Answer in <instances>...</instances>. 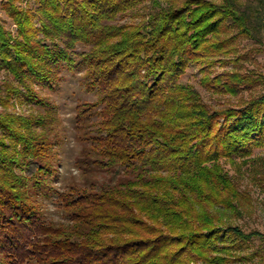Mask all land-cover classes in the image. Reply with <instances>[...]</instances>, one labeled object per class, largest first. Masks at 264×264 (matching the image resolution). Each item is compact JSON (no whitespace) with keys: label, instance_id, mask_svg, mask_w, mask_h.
Segmentation results:
<instances>
[{"label":"trees","instance_id":"trees-1","mask_svg":"<svg viewBox=\"0 0 264 264\" xmlns=\"http://www.w3.org/2000/svg\"><path fill=\"white\" fill-rule=\"evenodd\" d=\"M2 8L15 30L0 17V264H233L250 259L240 250L254 241L249 256L264 264V233L233 222L251 198L223 162L242 159L264 178V160L252 157L264 148V76L245 66L250 52L238 44L258 34L248 3L4 0ZM191 65L229 104L213 109L181 81ZM75 69L96 93L75 115L90 163L113 171L115 183L128 177L59 192L66 225L31 195L51 174L44 129L56 112L37 89Z\"/></svg>","mask_w":264,"mask_h":264},{"label":"rangeland","instance_id":"rangeland-1","mask_svg":"<svg viewBox=\"0 0 264 264\" xmlns=\"http://www.w3.org/2000/svg\"><path fill=\"white\" fill-rule=\"evenodd\" d=\"M0 0V17L7 21V27L15 30L12 21L9 19ZM24 2L26 0H23ZM243 4H249V12L256 23L258 34L250 39L239 41L244 52H250L251 60H248L246 67L264 76V0H240ZM33 4V1H31ZM132 21L128 17L121 22ZM79 48V47H78ZM257 49H262L258 51ZM79 50H81L79 48ZM231 69L216 67L211 76ZM83 71L75 69L64 71L62 77L58 78L53 87L40 86L37 89L39 97L45 102L48 101L56 112L52 115L53 120L48 123L46 130V142L51 144L46 162L49 164L48 170L51 174L44 177L39 190L33 189L32 198L40 207L44 216L59 224H68L66 214L62 209L58 193L73 192L74 190H90L93 185L118 184L124 182L128 176H120L118 181H113V171L103 170L90 163L92 157L91 143L84 139L81 130L77 128L75 122L76 106L84 101L92 102L96 99L95 91L88 90L82 83ZM4 72L0 71V82H2ZM181 81L192 85L201 94L203 101L211 108H220L227 102L228 96L212 93L201 83L200 66L191 65L182 76ZM38 113L45 114L49 108H34ZM2 108L0 107V111ZM16 111L29 113L31 108L24 105H17ZM46 116V114H45ZM93 120H96L94 117ZM253 159L262 158L264 160V148H256ZM225 169L234 176L241 190H246L251 198V205L243 212L241 218L234 217L233 222L242 227L246 232L258 230L264 233V178L262 181L254 179L252 172L254 168L244 165L242 159H236L234 163L223 161ZM252 168V169H251ZM250 169V170H249ZM259 246L258 241H254L240 250V253L250 257L249 260L237 261L233 264H262L260 256H249L253 254ZM239 252V251H236Z\"/></svg>","mask_w":264,"mask_h":264}]
</instances>
